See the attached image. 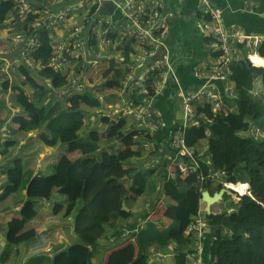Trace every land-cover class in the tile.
Returning <instances> with one entry per match:
<instances>
[{
    "label": "trees",
    "instance_id": "trees-1",
    "mask_svg": "<svg viewBox=\"0 0 264 264\" xmlns=\"http://www.w3.org/2000/svg\"><path fill=\"white\" fill-rule=\"evenodd\" d=\"M162 2L167 12L166 0ZM12 11V2L0 1V30L7 26L9 13ZM202 14V11L198 13L199 17ZM205 18L210 19L208 14ZM222 18L227 23L235 22L237 25L236 21H230L227 12L224 14L222 11ZM32 21L33 17L29 16L21 25L25 29L30 28L28 37L35 34L38 41L22 55H28L32 63L41 62V65L37 68L22 59V64L16 65L13 71L21 73L26 82L38 91L33 100L24 87H11L9 79L0 75L1 90L5 93L11 88L16 93L15 104L9 105L7 99L0 101V114L6 119L14 105L19 108L12 118V136L2 151L19 143L14 138L17 132H20L22 138H26L33 135L30 132L36 131L37 143L50 147L64 146L65 153L49 174L34 175L32 170L25 168L22 158L14 159L12 167L6 170L5 180L0 187H3L0 202H7L6 208L20 203L21 208L18 215L7 224L6 246L1 253V260L8 257L10 249L36 237L35 229L25 230L27 223L38 215V200L50 199L55 181L60 179L63 185L58 193L66 199L63 218L67 220L72 217L73 220L65 224L66 246H60L49 258L52 264H92L93 254L108 229L114 231V243L125 239V230L119 227L120 219L126 221L125 228L135 238L141 251L131 264H191L188 255L194 252V241L188 233V227L202 206L201 192L208 190L214 195L222 188V183H214L210 178H206L203 183L199 180L201 173L207 174L213 169L221 172L225 181L248 182L252 196L246 195L236 200L232 194L225 193L222 201L236 203V207L230 206L223 211L205 214L211 228L210 233L206 234V256L215 264H264V91H255L256 79L261 76L264 80V69L242 60L232 65L228 80L233 83L234 95L230 90L227 92L222 88L227 114L219 113L215 116L209 103L204 104V107L197 106L198 111L205 112L207 117H201L199 125L185 129L186 145L194 152V159L183 157L191 159L193 163V166L188 167L187 174L183 173L181 155L169 145V129L160 130L163 133L166 131L167 144L172 150L171 161L162 158L161 162L165 164L164 167L175 162V168L170 169L175 177L166 176L167 180H162L161 176L158 186L159 196L171 200L164 212L167 224L161 229L159 222L147 219L148 212L160 198L150 200L151 204L145 205L141 213L122 208L123 203H128L130 193L143 196L146 191L150 169L142 165L144 139L135 137L134 133L125 130L123 123H115L108 117L101 118L100 128L92 126L85 136L81 135L87 109H95L101 105L97 90L93 89L94 86H86L79 91L69 88L68 91H72V94L62 91L61 88L68 84L67 75L47 66L55 52L50 32L27 26ZM258 22L263 31L264 18L261 17ZM169 24L172 27L170 19ZM239 25L246 31L249 30L243 18ZM172 37L177 43L174 31ZM184 39L189 44L193 42L190 38ZM208 40V37L198 39L204 52L203 58L188 54L187 59L192 62L205 61L209 53ZM26 48V42H19L14 52L21 56ZM182 48L184 54H187V44ZM244 49L246 52V48ZM257 50L264 56V40L257 45ZM260 61L264 65V60ZM114 66L115 63L112 62L111 70L103 74L102 84L105 87L116 86L120 71L114 69ZM111 71H114L113 79L107 81L111 77ZM196 82L194 78L185 85L190 88ZM219 85L221 86L220 83ZM51 95H55L54 101H49ZM181 122L182 117L171 126ZM257 131L259 134H256ZM102 133H105L107 139L105 146L100 143ZM152 141L151 151L158 153L159 146L160 152L159 137L154 136ZM117 142L123 143L124 148L116 146ZM74 152L77 154L70 157L69 154ZM161 157L163 156L159 155ZM193 168L194 171H191ZM24 190V198H19ZM139 217L143 220L141 223ZM155 255L165 258L156 263L159 262L156 258L151 261Z\"/></svg>",
    "mask_w": 264,
    "mask_h": 264
},
{
    "label": "built area",
    "instance_id": "built-area-1",
    "mask_svg": "<svg viewBox=\"0 0 264 264\" xmlns=\"http://www.w3.org/2000/svg\"><path fill=\"white\" fill-rule=\"evenodd\" d=\"M0 1H10L14 4V11L16 9L9 13L7 26L0 30L5 31V35H0L1 76L11 79V72L16 65L22 64V59L33 66L28 55L22 54L27 53L29 46H33L38 38L35 34L28 37L30 28L25 29L21 25L29 16L33 17L27 26L47 30L52 38L55 52L47 66L67 75L68 84L61 88L62 91L67 92L69 88L79 91L93 86L86 75L96 71L104 73L111 70L112 62L115 63L114 69L120 71L116 86L99 94L101 105L95 112L100 118L108 117L115 123H123L127 132L143 138L146 151H151L152 138L164 126L162 102L167 98H171L168 103L177 100L182 122L168 127L169 145L181 155L184 174L193 163L183 157L194 159L193 150L186 145L185 129L199 125L200 118L207 117L205 112L198 111L197 106L204 107L209 103L215 116L227 114L222 88L233 94L228 80L232 65L242 60L251 66L264 68L259 61L264 57L257 50V45L264 40V32L249 33L237 25L227 24L222 18V9L211 0H200L204 8L197 24L202 38H209L207 58L205 61L187 59L185 62V67L191 70L197 81L190 88L186 87L187 80L176 69L179 56L162 0ZM206 14L210 19L205 18ZM19 42L27 44L21 56L14 52ZM40 65L41 62L38 67ZM15 111L12 109L6 119L0 114V149L12 133L11 120ZM200 153L203 156V149ZM206 178L222 183V187L227 188L236 200L252 196L248 182L225 181L221 172L213 169L199 176L201 183ZM201 203L200 211L188 227L194 241V252L188 257L191 264H215L206 256V234L211 229L202 197Z\"/></svg>",
    "mask_w": 264,
    "mask_h": 264
},
{
    "label": "crops",
    "instance_id": "crops-1",
    "mask_svg": "<svg viewBox=\"0 0 264 264\" xmlns=\"http://www.w3.org/2000/svg\"><path fill=\"white\" fill-rule=\"evenodd\" d=\"M215 5H217L219 8H221L225 12H227V15L230 19V21H236L237 25L241 23V20L243 18L244 23L249 27L250 33H261L264 32L261 31V27L259 24V19L262 17L264 18V0H211ZM201 9H199V13L203 12V4ZM168 13V9H167ZM203 15V14H202ZM199 16V15H198ZM202 17V16H201ZM200 18V17H199ZM168 19H170L171 23V29L174 31V39H177V35L180 33L182 38H190L193 40L192 43H188L187 40V58L188 54L193 55L196 58H203L204 52L202 50V47L200 46L198 39L202 37V33L197 27V24L194 26L193 23L189 22H180L175 18H171L168 14ZM233 19V20H232ZM231 23V22H229ZM235 23V22H234ZM233 23V24H234ZM236 25V24H235ZM240 26V25H239ZM195 27L199 30V33L195 34ZM182 77L187 82H191L194 80L192 72L189 68L183 67ZM1 89V88H0ZM6 94V93H5ZM6 99V97H4ZM9 100V98H7ZM2 101V99L0 100ZM170 104L171 107H173ZM86 120V119H85ZM86 123V121H85ZM165 123V122H164ZM175 123V122H174ZM174 123L167 125L165 123V127H170ZM95 125V122H92ZM91 126V127H92ZM165 128V129H166ZM19 133V132H17ZM33 135L31 137H26L19 140L20 145V156L17 158H22L25 164V168L32 170L34 175H41V174H49L53 166L58 162L59 158L63 153H65V147L64 146H56V147H50L47 145H44L42 143H35V146L33 148H27L25 147L26 144H30V141L34 138H36V131H32ZM166 131L163 133L161 131L160 134H158L157 137H159L160 142V152H159V146L157 148L158 153H152V155L149 158L153 159V165L152 167H145L144 168H150V176L147 183L146 191L143 196H137L133 193L129 194L128 203L125 205L127 206V211H133L136 213H141L143 210V207H141V204L143 201L148 200L146 205H150V198H160L156 203L155 206L150 210L149 216L147 219L156 221L160 223V228H164L167 224V221L164 216V212L167 208L166 205L171 203V200L165 196H159L156 190L158 189V186L160 185V178L162 176L166 177L167 172H170V169L173 168V164L175 162H171L169 166H165L163 162H161L162 158H166V161H171L172 158V150L167 144V140L165 137ZM16 139V135L14 137ZM13 145L9 146L7 151H0V187L3 184V181L6 177V170L11 168L13 165L10 162V156L12 153V150L10 149ZM37 149H34L36 148ZM121 148H124V144L119 146ZM76 153H70L69 156L73 157ZM148 154L145 155V160L147 159ZM159 155H162L163 157L159 158ZM143 157V153H142ZM12 158V157H11ZM16 159V158H15ZM37 159L39 163L36 165H30L31 162H34ZM48 162L51 163L50 167H48ZM167 165V164H166ZM169 170V171H167ZM63 185V181L60 179H57L55 181V188L53 189V194L50 197V199L42 201L38 200L37 206L39 209L38 215L29 222V226L36 228L37 234L36 237L21 243L19 246L15 247L13 250H9L8 257L2 261L0 258V264H52L49 258H51L54 254V252L60 247L66 246L67 238L66 236H63L59 231L58 227L60 224L62 225V221L65 220L60 214V210L63 207L62 204L64 201H66L65 197L62 194L58 193V189ZM155 190V191H154ZM26 191L24 190L23 193L20 194L19 198H24ZM0 194H3V187L0 188ZM159 196V197H158ZM143 200V201H141ZM11 201V199H10ZM162 201V204L167 203L165 205V208L162 212H160L161 203H158ZM62 203V204H61ZM158 203V205H157ZM220 204L219 202H216L212 205L216 206ZM0 202V256L3 250L5 249V245L2 243L5 242V232L7 228V224L12 218L18 215V211L21 208V204L17 203L11 208H2ZM157 205V207H156ZM160 206V207H159ZM213 211L216 212L215 209L212 208ZM53 212V213H52ZM160 214V216L158 215ZM143 216V215H142ZM140 219V217L138 218ZM69 222H72L73 218L70 217L67 219ZM41 221H43V227L39 228ZM126 221L124 219L119 220V227L123 230H125V239L122 242H116L113 241V230L108 229L105 233V235L100 239L99 247L95 250V253L92 257V264H131V262L141 253L140 248L138 247V244L135 240V238L128 233V228H125ZM125 228V229H124ZM122 230V231H123ZM211 231V230H210ZM209 231V232H210ZM67 233V230H66ZM65 235V233H64ZM129 239L128 242L126 240ZM59 243V245H55V243ZM114 243V244H113ZM43 255V256H41ZM38 258H35L37 257ZM40 256V258H39ZM171 256V255H166ZM33 258V259H32ZM128 258H130L128 260ZM157 259V261H162L165 257H161L158 255H155L154 258H152L151 261ZM30 259H32L30 261Z\"/></svg>",
    "mask_w": 264,
    "mask_h": 264
},
{
    "label": "rangeland",
    "instance_id": "rangeland-1",
    "mask_svg": "<svg viewBox=\"0 0 264 264\" xmlns=\"http://www.w3.org/2000/svg\"><path fill=\"white\" fill-rule=\"evenodd\" d=\"M200 3H201L200 0H166V6H167V9H168V14H169V16L171 18H175V19H177L180 22L193 23L194 26L196 24H198V21L200 19L199 16H198V13H199L198 10L201 9V7H202V5ZM197 27H198V25H197ZM194 31H195V34L199 33V30L196 27H195ZM0 35H2V36L5 35V31H3V32L0 31ZM186 44H187V42L182 38L181 34L179 33L177 35V43H176V46H175V50L177 51V54L179 56V58L176 60V69H177L179 75H182V72H183L182 68L185 67V62L187 60V56L182 51V49H183L182 47L185 46ZM38 64L39 63H37V64L33 63V66L38 68ZM73 70H74V68H73ZM103 74H104L103 72L96 71V72H93V73H88L86 75L87 76V81L91 85L94 86L93 89H95V91L97 90L96 93H98V94H102L106 89H108V87H105L102 84ZM110 76L111 77H109L107 79V81L113 79V76L112 75H110ZM9 81L11 83V87H13L14 85H16V86L20 85V86L24 87L26 89V91L28 92L29 97L32 98L33 100H35L36 92L38 90L35 87L31 86L28 82H26L25 78L17 70L12 72L11 79H9ZM256 81H257V83L255 84V91H258V92L264 91V80H263V78L260 76L258 79H256ZM40 84L44 85V83H42L41 81H40ZM230 86L233 87V84L230 83ZM56 92H59V91L56 90ZM67 92H68V94H72V91H67ZM5 93H4V91H2L0 89V100L1 99L4 100V97H6V99L7 98L10 99V101H9L10 105H13V103L15 104L16 103V93L11 88H10V90H7ZM54 96L55 95H51V97H50L51 99L49 101H54V99L56 98ZM169 99H171V98H167L166 102H162V104H161L162 120L167 125H170V124L180 120L181 117H182L181 108L178 105L177 100L174 101L175 105H172L173 107H171L170 105L166 104V103H168ZM13 109L17 110L19 108L14 105ZM85 119H86L85 120L86 123H85V125H84V127H83V129L81 131V135L82 136H85L88 133V129L92 128L91 127L92 126V122L96 123L95 125L93 124V126H94L93 128H95V129L100 128L101 119L96 114L95 109H93V108L87 109V114H86V118ZM256 134H259L258 131L256 132ZM31 138H32V136H31ZM16 139H19V140L22 139V137L20 136V132L16 134ZM36 141H37L36 138L32 139L30 141V144H26L25 147L30 148V149L33 148L35 146V143H37ZM100 143H101L102 146H105L107 144V139H106L105 133H102L101 142ZM122 144L123 143L117 142L116 146H121ZM20 145H22V144L16 143L10 148L12 150V153H11V156H10V162L11 163H12V160H14L15 158L20 156V147H21ZM34 149H36V148H34ZM74 153H76V152H74ZM145 155H146V153L144 152L143 153V157H142V159H143L142 165L145 166V167H148V166L152 167V165L154 164L153 163V159L149 158L150 154H148L146 156L148 160H145ZM134 161H136V159H134ZM37 163H39V161H37V159H36L34 162H31L30 165L34 166ZM47 164H48V167H50L51 163L48 162ZM172 166H173V169H174L175 168V164H173ZM174 177H175L174 173L171 172V171L167 175V178H174ZM162 180H167V179H166V177H163ZM156 191H159V190H156ZM152 199L153 198H150V200H152ZM141 201H143V200H141ZM146 201H148V200L143 201V203L141 204V207H144L146 205ZM158 203H161L160 212H162L163 209L165 208V205L167 203H165V205H164V203L162 204V201H160ZM158 203H157V205H158ZM219 203L220 204H218L216 206H213L212 208L215 209L216 211H223V210L227 209L230 206H235L236 207V205H237L236 203H231V201H222L221 200ZM1 204H3V205H1V207L4 208L7 205V202L1 201ZM64 204H65V201L63 202V204H62L63 207L60 210V214H61L62 217H63L64 209H65ZM150 204H151V202H150ZM157 205H156V207H157ZM149 213H150V211L148 212V216H149ZM158 215L160 216V214H158ZM66 223H69V221L68 220H63L62 221V225L60 224V226L58 227L59 228L58 229L59 233L62 232L61 234L63 236H66V225H65ZM42 227H43V221H41V224H40L39 228H42ZM29 229H35L36 230V228H33V227L29 226V223H27V226H26L25 230H29ZM37 231L38 230H36V232ZM64 233H65V235H64ZM128 241H129V239L126 240V242H128ZM56 245H59V243L56 242L54 247ZM129 259L130 258H128V260ZM160 262L161 261L156 262V263H160Z\"/></svg>",
    "mask_w": 264,
    "mask_h": 264
},
{
    "label": "water",
    "instance_id": "water-1",
    "mask_svg": "<svg viewBox=\"0 0 264 264\" xmlns=\"http://www.w3.org/2000/svg\"><path fill=\"white\" fill-rule=\"evenodd\" d=\"M225 193H230V191L227 188H222L219 192L215 193L214 195H211L208 190H205L202 192L203 196V201L206 202V212L211 213V205L214 204L215 202L219 201L222 199L223 195ZM123 209L128 210L127 206L125 203H123L122 206Z\"/></svg>",
    "mask_w": 264,
    "mask_h": 264
},
{
    "label": "clouds",
    "instance_id": "clouds-1",
    "mask_svg": "<svg viewBox=\"0 0 264 264\" xmlns=\"http://www.w3.org/2000/svg\"><path fill=\"white\" fill-rule=\"evenodd\" d=\"M213 4H214V3H213ZM214 5H215V4H214ZM215 6H217V5H215ZM222 11H223V10H222ZM226 23H227V22H226ZM227 24L232 25L231 23H227ZM234 25H235V24H234ZM237 26H239V25H237ZM239 27H241V26H239ZM241 28H242V27H241ZM242 29H244V28H242ZM244 30H245V29H244ZM245 31H246V30H245ZM247 32H248V31H247ZM249 33H250V32H249ZM258 52H259V51H258ZM260 55H261V54H260ZM261 56H262V55H261ZM262 57H264V56H262ZM254 67H255V66H254ZM262 69H264V68H262ZM106 72H107V71H106ZM104 73H105V72H104ZM110 75H111V74H110ZM232 84H233V83H232ZM232 88H233V87H232ZM97 94H98V93H97ZM98 95H99V94H98ZM9 101H10V99H9ZM174 101H175V100H173V101H171V102H169V103H166V104H168V105H170L171 103L174 104ZM163 102H166V101H163ZM174 105H175V104H174ZM95 109H96V108H95ZM18 111H19V110L17 109V110L15 111L14 115H15ZM11 113H12V112H11ZM11 113H10V114H11ZM10 114L8 115V117L10 116ZM181 114H182V112H181ZM14 115H13V116H14ZM161 115H162V114H161ZM2 116H3V114H2ZM12 118H13V117H12ZM100 119H101V118H100ZM11 121H12V120H11ZM11 125H12V124H11ZM165 128H166V127H165V123H164V126H163L161 129H165ZM167 128H168V127H167ZM11 129H12V127H11ZM12 133H13V132H12ZM12 133H11L10 137L12 136ZM30 133H32V132H30ZM160 133H161V131H159V132L157 133L156 137H157L158 134H160ZM10 137H9V138H10ZM9 138H8V140H9ZM8 140H7V141H8ZM7 141H6V142H7ZM6 142H5V143H6ZM5 143H4V145H5ZM4 145H3V147L0 149V151L3 150ZM144 150H145V149H144ZM145 153H146V154H152V153H154V152H152V151H146V150H145ZM147 169H150V168H147ZM243 182H246V181H243ZM249 185H250V184H249ZM222 188H224V187H222ZM222 188H221V189H222ZM203 191H205V190H202V192H203ZM202 192H201V197L203 198V196H202ZM230 193H231V192H230ZM230 193H229V194H230ZM221 200H222V199H221ZM221 200H219V201H217V202H220ZM204 202H205V201H204ZM215 203H216V202H215ZM204 205H205V211H206V205H207L206 202L204 203ZM212 205H213V204H212ZM212 205H211V211H212ZM206 213H207V212H206ZM138 220L140 221V223L143 221L141 218L138 219ZM209 226H210V225H209ZM210 229H211V228H210ZM2 244L5 245V242H3ZM171 248H172V247H171Z\"/></svg>",
    "mask_w": 264,
    "mask_h": 264
},
{
    "label": "bare ground",
    "instance_id": "bare-ground-1",
    "mask_svg": "<svg viewBox=\"0 0 264 264\" xmlns=\"http://www.w3.org/2000/svg\"><path fill=\"white\" fill-rule=\"evenodd\" d=\"M260 61V60H259ZM261 62V61H260Z\"/></svg>",
    "mask_w": 264,
    "mask_h": 264
}]
</instances>
